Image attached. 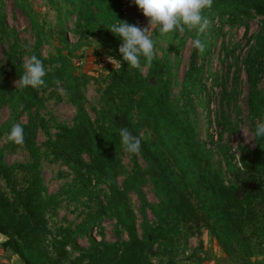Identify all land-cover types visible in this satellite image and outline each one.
Masks as SVG:
<instances>
[{
	"label": "trees",
	"instance_id": "16d2710c",
	"mask_svg": "<svg viewBox=\"0 0 264 264\" xmlns=\"http://www.w3.org/2000/svg\"><path fill=\"white\" fill-rule=\"evenodd\" d=\"M61 1L76 11V27H83V30L78 32L79 37L99 35L101 41L112 49L115 59L121 61L122 67L119 66L103 92L102 105L96 112L97 118L92 122L83 106L82 88L87 80L83 75L75 73L69 59L60 52L55 57H43L42 32L33 17H30V20L35 32V42L28 56L35 54L43 61L46 68L51 66L54 68L45 77L46 86L39 90L9 88L5 71H11L17 80L23 74L22 61L17 49L19 43L13 37L7 55V66L0 68V106L7 104L11 110L9 119L0 125V138L4 133H10L13 124L18 123L20 115L28 114L27 124L20 125L24 129L23 147L32 159L27 165L9 166L4 162L0 148V179L4 181L12 196L8 197L0 188V234L6 237L14 254L24 264H64L67 259L65 244L61 241H53L60 245L54 259L49 257L43 247L46 235L49 233L46 212L54 205L56 198L43 196L41 192L43 185L38 171L41 155L37 146V129L43 130L48 136L47 157L51 154L52 160H60L76 177L87 181L97 178L110 183V199L106 209L127 234L125 242L104 243L93 240L90 248L70 264H82L85 258H87L86 264H149L150 256L156 255L154 244L165 240L166 247H172L175 239L180 235L181 223L188 222L196 226L195 231L202 226L210 230L225 253L230 254V249H235L234 245L240 250L245 249L246 244L242 245L240 239L244 227L251 225L253 229L263 228L264 138L256 137L257 146L252 158L243 154L241 167H234L236 185L225 186L213 169L209 166L203 167L199 162L200 157H197L200 153L199 144L195 141L193 127L186 121L185 114L180 117V113L176 111L170 100V76L163 80V74L169 73L168 61L162 63L154 59L152 66L148 68L149 73L146 78L141 76L139 70L128 68L127 63L123 61L119 53L121 41L107 29L111 24L116 23L117 19L127 21L119 2L117 0ZM131 7H135L134 3H131ZM253 13L262 17V29L255 46L247 56L245 71L251 86L249 108L254 117H261L264 100L256 91V86L264 53L262 47L264 0H214L211 9L205 12L211 21L208 29L210 33L204 34L201 39L206 45L204 52L207 53L209 40H212L219 31L213 26L215 18L221 24L226 17L230 24H234L235 21L240 20V16L250 17ZM15 34L14 31H10V36ZM6 36L8 37L7 33ZM195 36L194 33L193 38ZM207 37L208 41H206ZM198 52L194 49L193 59ZM141 63H144L143 59ZM191 65L183 88L187 95L183 112L186 111L187 106L191 107L188 94L191 92L190 89H194L197 85L191 83L190 77L197 78L199 71L193 63ZM58 84H61V88L66 91L69 102L76 106L77 113L72 127L54 123L57 131L52 137L48 132L47 122L37 113L44 102L39 94ZM137 94L140 95L136 105L141 122L139 126L131 117L134 95ZM123 100L129 101L121 106ZM32 110H35L34 115ZM122 127H127L137 136H142L140 129L143 127L153 129L161 144H152L148 139H142L140 154L130 155L123 151L120 143L119 130ZM181 142L185 145H181ZM163 149L171 159V163L174 162V167L184 175L188 182L187 187L184 188H190L189 192H180L176 195L172 182L178 180L177 176L169 164L166 166L158 158ZM121 153L129 155L134 162V167L125 178L122 188L117 184V176L122 168L119 159ZM83 155L89 158V163L84 162ZM139 156L147 164L144 169L138 164ZM17 168L29 172L26 184L21 189L16 185ZM147 177L157 190L162 191L163 202L152 208L156 222L153 225L144 221L140 236L128 203V193L137 192ZM104 210L101 211L105 212ZM96 218L97 216L90 222L91 225L97 220ZM64 238L61 237V240ZM247 258L249 257L244 256L243 260Z\"/></svg>",
	"mask_w": 264,
	"mask_h": 264
},
{
	"label": "rangeland",
	"instance_id": "374dc122",
	"mask_svg": "<svg viewBox=\"0 0 264 264\" xmlns=\"http://www.w3.org/2000/svg\"><path fill=\"white\" fill-rule=\"evenodd\" d=\"M117 1L129 24H136L141 28L147 26V19L142 12L136 6L131 7L132 0ZM30 17L36 20L42 32L43 57H55L60 52L69 59L75 73L83 75L87 80L82 88L83 106L89 119L95 121L96 112L102 105V94L120 66L115 62L110 63L107 59L115 58L112 49L108 48L97 34L80 38L78 32L83 30V27H76L77 13L61 0H0L1 69L7 66L9 46L15 37L19 43L17 49L23 70L24 58L29 55L35 42ZM213 26L219 31L212 40L207 37L206 41L209 40L211 44L209 51L196 53L194 59L192 58L194 48L191 46L194 32H186L183 36L175 37L159 36L158 32H154L157 50L155 59L162 63L168 61L169 73L163 74V80L170 76V100L180 113V117L185 114L186 121L193 127L195 141L199 144L200 153L197 156L200 157L199 162L203 167L209 166L213 169L225 186H234L236 185L234 167H241L243 154L252 158L257 146L254 135L256 124L264 122V109L261 117H254L249 108L251 86L245 71L247 56L255 46L262 29V17L254 13L250 17L240 16V20L234 24H230L226 17L221 24L215 18ZM10 31H14L15 36H10ZM208 32L207 30L205 34ZM262 47L264 51V43ZM191 63L199 71L197 78L190 77L191 83L197 85L194 89L191 88L188 94L191 107L187 106L183 112L187 101L183 88L187 82V73L192 67ZM5 72L9 88L15 89L17 81L15 75L11 71ZM148 73L149 69L140 72L144 78L148 77ZM60 85L39 94L44 102L37 113L47 122L48 132L52 137L57 131L54 123L72 127L77 113L76 106L69 102L66 91ZM256 91L264 100V53ZM139 98L140 95H134V107L131 108L132 120L138 126L141 124L136 108ZM128 101L123 100L120 105L123 106ZM10 114L11 110L7 104L0 106V125L9 119ZM34 114L35 110H32V115ZM28 120V114L23 113L18 117L16 124H27ZM242 127L247 130V137L239 130ZM8 134L4 133L0 138L4 162L12 167L31 163L29 152L23 145L18 146L10 142ZM140 135L143 136V140L148 139L152 144H161L153 129L143 127L140 129ZM181 145L185 144L181 142ZM37 146L41 155L38 171L43 185L42 195L56 198L54 205L46 212L49 233L43 247L49 257L54 259L56 251L60 249L59 244L53 243L54 240L65 244L67 259L64 264H70L74 259L80 258V255L90 248L93 240L104 243L127 241L126 232L106 209L110 199V183L97 178L87 181L76 177L60 160H52L51 154L47 157L48 136L41 129H37ZM160 152L158 156L160 161L166 166L169 164L177 176L178 180L172 182L176 195L180 192H189L190 188H184L188 183L184 175L174 167V162L171 163L164 149ZM82 157L85 163H89L86 155ZM119 159L122 168L117 176V184L122 188L125 178L134 167V162L126 153H121ZM137 161L142 169L147 167L142 157L139 156ZM28 175V171L16 169L18 189L25 186ZM0 188L8 197H12L2 179ZM128 199L138 235L141 236L144 221L155 224L156 217L151 210L161 205L163 193L157 190L147 177L137 192L128 193ZM96 216L97 220L91 225L90 222ZM262 227L253 229L251 225L245 226L240 239L242 245L246 244V248L240 250L234 245L235 249H230L231 253L228 254L222 250L210 230L202 226L195 231L196 226L192 223H181L180 235L172 247H166L165 240L154 244L156 255L150 256L149 264H264V222ZM61 237L65 238L61 240ZM244 256L249 257L248 261L243 260ZM86 259L82 264H86ZM0 264H24L12 251L6 237L1 234Z\"/></svg>",
	"mask_w": 264,
	"mask_h": 264
},
{
	"label": "clouds",
	"instance_id": "9594fccd",
	"mask_svg": "<svg viewBox=\"0 0 264 264\" xmlns=\"http://www.w3.org/2000/svg\"><path fill=\"white\" fill-rule=\"evenodd\" d=\"M132 2L147 19V26L141 28L136 24L117 19L116 23L107 28L120 39L119 53L128 68L143 73L152 66L157 56L154 32H158L159 36L172 37L194 32L196 36L191 40V46L200 53L205 51L206 45L201 37L211 26V21L205 12L211 9L214 0H132ZM107 59L110 63L115 62L122 67L121 61L113 57ZM52 68L54 66L46 68L43 61L35 54L26 56L23 62V74L16 81V88L18 86L20 90L27 88L39 90L45 87V77ZM239 130L247 137L245 128ZM119 135L124 152L130 155L140 154L142 136L133 135L127 127H122ZM254 135L257 138H264V122H257ZM7 138L15 145L22 146L23 127L20 124H13Z\"/></svg>",
	"mask_w": 264,
	"mask_h": 264
}]
</instances>
